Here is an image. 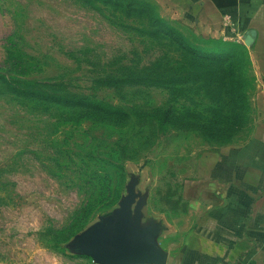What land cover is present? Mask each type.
I'll list each match as a JSON object with an SVG mask.
<instances>
[{
  "label": "rangeland",
  "instance_id": "1",
  "mask_svg": "<svg viewBox=\"0 0 264 264\" xmlns=\"http://www.w3.org/2000/svg\"><path fill=\"white\" fill-rule=\"evenodd\" d=\"M257 78L247 41L150 0H0V264H98L88 237L135 187L249 137Z\"/></svg>",
  "mask_w": 264,
  "mask_h": 264
},
{
  "label": "crops",
  "instance_id": "2",
  "mask_svg": "<svg viewBox=\"0 0 264 264\" xmlns=\"http://www.w3.org/2000/svg\"><path fill=\"white\" fill-rule=\"evenodd\" d=\"M150 1L200 35L247 41L256 119L245 141L199 153L172 187H135L134 201L93 234L106 261L120 235L122 257L134 258L126 264H264V0Z\"/></svg>",
  "mask_w": 264,
  "mask_h": 264
},
{
  "label": "water",
  "instance_id": "3",
  "mask_svg": "<svg viewBox=\"0 0 264 264\" xmlns=\"http://www.w3.org/2000/svg\"><path fill=\"white\" fill-rule=\"evenodd\" d=\"M89 238V246L86 248V250L92 251V256L94 257V260L98 264H126L129 261H132L133 257L123 258L122 255L126 250L125 243L123 240V236L119 235L118 241L114 244L113 248L115 249L113 258L111 260L106 261L105 255L103 254L102 249L99 247V236L94 234ZM88 238L86 240H88Z\"/></svg>",
  "mask_w": 264,
  "mask_h": 264
},
{
  "label": "trees",
  "instance_id": "4",
  "mask_svg": "<svg viewBox=\"0 0 264 264\" xmlns=\"http://www.w3.org/2000/svg\"><path fill=\"white\" fill-rule=\"evenodd\" d=\"M11 84H15L17 86V88H15V92L19 93V95L23 96V97H27V98H32V99H41L43 100V102H47V101H51L53 102V90L48 89V90H43L40 87L37 86H29L27 84H22L23 86V91H19V87L21 86V84L17 81H11ZM9 84V82H8ZM25 86H28L25 88Z\"/></svg>",
  "mask_w": 264,
  "mask_h": 264
}]
</instances>
